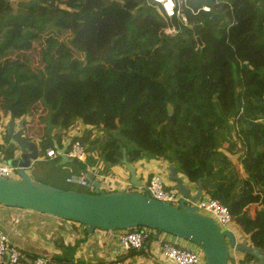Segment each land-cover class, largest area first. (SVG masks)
Instances as JSON below:
<instances>
[{
	"label": "trees",
	"instance_id": "16d2710c",
	"mask_svg": "<svg viewBox=\"0 0 264 264\" xmlns=\"http://www.w3.org/2000/svg\"><path fill=\"white\" fill-rule=\"evenodd\" d=\"M203 6L209 12H203ZM154 8L148 0H0V123L5 116L32 117L41 104L42 111H48L41 118L54 128L67 132L77 120L100 126L101 136L74 137L86 153L97 149L108 167L122 166L124 149L131 164L144 158L161 159L173 164L188 182L201 179L205 195L227 208L231 224L249 234L252 246L264 249V198L263 208L248 226L243 199L250 192L239 187L235 168L220 152L224 143L227 152L249 153L256 166L250 168L260 172L264 181V0H188L181 6L186 25L152 14ZM195 25L199 53L189 28ZM48 26L59 28V33L70 32L69 45L83 54L85 65L65 57L51 59L50 43L41 42L39 34ZM167 26L179 32L169 36L164 33ZM115 36H120L117 42L123 48L131 47L129 53L135 51L132 47L151 42L143 47L148 54L134 60L137 67L126 62L136 79L131 90L136 102L129 111L123 108L124 101L115 105L110 101L111 84L103 79L93 85L72 84L76 74L87 81L97 80L99 72L87 73L105 69L108 62L120 63L117 42L108 59L104 57ZM64 40L56 45L71 57ZM37 45L41 47L40 70L14 56ZM68 91L77 94L74 104ZM233 137L240 141L238 147ZM39 143L42 152L51 146L47 135ZM11 154L0 145L2 162ZM72 161L80 169L94 162L91 157L86 162ZM80 192L91 193L88 189ZM243 260L249 264L251 258L244 255ZM20 264H31V259L27 256Z\"/></svg>",
	"mask_w": 264,
	"mask_h": 264
},
{
	"label": "water",
	"instance_id": "95a60500",
	"mask_svg": "<svg viewBox=\"0 0 264 264\" xmlns=\"http://www.w3.org/2000/svg\"><path fill=\"white\" fill-rule=\"evenodd\" d=\"M197 25L189 26L197 43L196 52H200L201 42L197 36ZM120 36L110 39L104 57L107 60L109 51L114 47ZM199 75L203 77L200 67ZM215 86H217L215 84ZM171 115L172 108L167 106ZM2 145L11 151V157L6 164L15 170V178H0V206L17 208L52 216L64 221L81 224L90 232L125 231L137 227H145L159 233H167L184 239L202 252L205 264H228L229 252L249 256L252 264H264V249L237 242L234 234L228 230L221 231L219 226L209 217L196 212L187 201H196L202 196L201 179L195 182L194 192L176 175L174 165L167 168L166 181L172 184L180 196L177 206L151 198L142 193L141 182L136 176L135 167L129 163L123 154L121 163L127 174L129 185L136 188L132 191L106 192L83 171L91 193L75 190H63L47 184L35 182L30 178V171L38 167V149L36 143L29 140L24 133L23 121H10L4 128ZM70 144L68 139L62 148L55 147L63 165L71 163L66 156Z\"/></svg>",
	"mask_w": 264,
	"mask_h": 264
},
{
	"label": "crops",
	"instance_id": "0c3cea01",
	"mask_svg": "<svg viewBox=\"0 0 264 264\" xmlns=\"http://www.w3.org/2000/svg\"><path fill=\"white\" fill-rule=\"evenodd\" d=\"M53 28L57 27L48 26L43 31ZM43 31L39 32V34L42 35ZM60 31L61 30L58 32ZM25 52L19 53L22 56ZM77 52L83 55L81 52ZM19 59L22 60V58ZM123 108L125 110L127 109L126 106ZM42 110L43 106L40 104L39 109L33 112L32 117H26L24 120L15 119L16 123L23 121L26 137L35 142L38 149V167L29 173L30 178L33 181L38 182L33 179V176L41 174V176L50 175V180L56 182L57 177L54 176V173L56 172L64 173L63 180L65 183V180L69 177L83 178L87 181L83 173V171H87L94 180L99 181L102 189L106 186L109 190L128 191L126 186L129 185V177L125 168L123 166L108 167L101 159L97 149L87 153L86 159L89 155V157L94 159V162L86 163L84 169L75 166L73 161L71 163L65 162L63 165L60 163L61 159L57 154L55 147L62 148L66 141L74 138L73 136L77 133H82L81 135L89 133L94 135V137L101 136L103 131H101L100 126L89 125L82 120H77L75 125L65 132L61 129L52 127L48 121L44 122L41 117L47 116L48 111L46 109L45 111ZM129 110L130 109H127V111ZM9 121V116H5L1 120L0 145H2L3 142L5 143V140L3 139L4 128ZM116 122L117 121H115V123ZM30 126H32L31 129ZM74 127H76V129H74ZM77 129L78 131H76ZM46 135L51 140V146L47 148V150H53L55 152V156L51 158L46 157V152H42L39 147L40 140L44 139ZM58 139H60V144L57 143ZM223 146L224 148H221L220 151L224 149L223 151H226L227 153L225 148L226 145L224 143ZM223 151L221 152L224 154ZM122 152L124 154V149ZM236 152L240 154L242 153L241 150L238 151L237 149L233 154H225V156L228 159H233V156L236 157ZM132 165L135 167L136 176L140 180L141 185H143L149 177L155 174L167 176V168L169 166L168 163L161 159L155 160L149 158L139 160ZM176 175L181 176L183 181L186 182L188 186H191V183L181 174L176 172ZM167 184H169V186L171 185L169 182H167ZM83 187L90 192L92 191V188ZM192 192H194V189H192ZM0 232L7 237L11 244L24 252L29 259H32V257H41L48 260V264H111L112 260L115 258H121L125 264H165L157 254L158 242L165 240L175 242L179 246L193 247V245L186 240L167 233L158 234L156 231L149 230V239L139 251L136 253L129 254L128 252L123 254L120 251L117 239L120 231L104 232L95 230L90 232L87 227L78 223L64 221L32 211L1 206ZM248 244L250 243L248 242ZM236 254V258H239V260L241 259L240 257H243L239 256V253Z\"/></svg>",
	"mask_w": 264,
	"mask_h": 264
},
{
	"label": "built area",
	"instance_id": "2783aa9c",
	"mask_svg": "<svg viewBox=\"0 0 264 264\" xmlns=\"http://www.w3.org/2000/svg\"><path fill=\"white\" fill-rule=\"evenodd\" d=\"M148 1L154 4L155 8L160 12V14H162V17L166 19V21L175 18L182 24H187L186 15L182 12L181 6L188 0ZM201 10L203 12H208L209 8L203 6L201 7ZM191 13L195 14L196 12L191 9ZM178 32L179 31L174 26H167L164 29V33L169 36H174ZM45 156L51 158L55 156V152L53 150H47ZM66 156L72 160L83 162L86 157L85 147L78 140L72 138L70 140L68 150L66 151ZM15 177V170L10 168L6 163L2 162L0 158V178L7 179ZM165 177L166 176L164 175L155 174L151 176L150 179H147L137 190L143 194H148L153 199L177 206L180 196L176 190L167 184ZM65 181L68 184L76 183L79 186L91 188V186H89L87 181L83 178L69 177ZM103 189L105 191H110L106 189V186ZM187 205L194 207L197 213L211 218L219 226L221 231L228 230L233 233L229 212L227 208L217 200L212 199L203 193L198 200L193 202L187 201ZM149 230L140 228L135 230L120 231L117 238L120 251L123 254H126L130 250H139L149 239ZM157 254L161 261L165 264H205L202 252L195 246L183 247L174 242L162 240L161 242H158ZM236 256V252H229L228 262L230 261V264H239L240 260L239 258H236ZM26 258L27 255L15 245L11 244L7 237L0 232V264H20ZM31 264H48V260L41 257H32ZM111 264L125 263L121 258H115L112 260Z\"/></svg>",
	"mask_w": 264,
	"mask_h": 264
},
{
	"label": "rangeland",
	"instance_id": "374dc122",
	"mask_svg": "<svg viewBox=\"0 0 264 264\" xmlns=\"http://www.w3.org/2000/svg\"><path fill=\"white\" fill-rule=\"evenodd\" d=\"M152 14H158L162 17V14H160V12L156 8H154ZM58 31H59V29H57V28L46 29L45 31H43L42 35L40 36L41 42L48 41L50 43L49 54H50L51 59L56 60L57 58L65 57V58H68L69 61L77 60V61L81 62L82 65H85L84 56L81 55L80 53H78L77 51H75L74 48L70 47V45H68L70 43V40H71V34L68 32L59 33ZM59 40L65 41L64 43L67 44L66 47L69 49V51L70 50L72 51L71 57L69 56V53H63L62 50L59 51L58 45H56L57 41H59ZM149 44H151V42H147L143 46L137 45L136 47H132L133 50H135V51L133 53H129L128 50H131V47H128V48L126 47V49H125L121 46L120 42H117L115 44V46L118 48V52L120 54V56H119V59H121L120 63L108 62V64H106V63L104 64L105 69L94 68V70L89 71L87 73L88 75H90V74H94V73L99 72L98 73L99 78L97 80L87 81L86 79L83 78V76L80 73L76 74V76H75L76 78L72 84H74L75 82L76 83L84 82V83H87L89 85H93L95 82H100L103 79V82L107 83L108 86H109V83L111 84V88L109 89V91L112 93V97H109L110 101L113 102L114 105L117 103H120L121 101L122 102L124 101L125 105H123V107L126 106L127 109H132L133 105L136 102V99H135V97H131V95H132L131 90L134 89V84L136 82V79H134V76H132L131 72H128V69L125 67L126 62H132L133 65H136L134 60L137 57L145 56L148 54V52L146 51V48H143V47H145V46L147 47ZM40 49H41L40 45H37L34 49H31V50L25 52L22 56L20 55V53H16L15 55L18 58L26 59L33 69L40 70L43 67V64L40 60V55H39ZM99 65H101V63ZM136 67H137V65H136ZM107 70H109V74L107 73ZM107 76H109L110 80L107 79ZM128 76H132V77L128 78ZM105 79H106V81H105ZM60 90H63V89H59V90L52 89V91L56 92V93H58ZM109 91H107V93L110 95ZM67 94L70 98L73 99V104H74L77 101V94L71 95L69 91ZM85 97L89 98V95H85ZM94 97H95V94H94ZM90 104L93 105L92 102H90ZM262 122H263L262 124H264V121H262ZM74 129H76V127H74ZM251 130H249L247 132L248 136L252 135ZM76 131H78V129ZM77 134L75 135L76 137L81 136L82 133L78 134V136H77ZM75 136H73V137H75ZM233 141H234V146L238 147L240 141H238L237 137L236 138L233 137ZM221 148H224V146ZM225 148H228V145H226ZM223 150L224 149H222L221 151H223ZM223 152H224V155L234 153V152L233 153H230V152L226 153V151H223ZM86 157H87V153H86ZM88 157H89V155H88ZM85 158H84V161L86 160ZM228 160L230 161L231 165L235 168V171L237 174V180H239L241 182L239 187L250 192V195H248L245 199H243V201L246 202V204L244 206L243 213H244V219L246 221V224L248 226H251V225H253V222H254L253 219H254L255 212L257 213L259 210H261L263 208V203L261 202V200L264 198V181L262 178L263 176H261L260 172L256 171L255 169L250 168L251 165L254 167H256V166H255V164H253L252 159L249 156V153L246 156L245 151H242L241 154L236 152V157L233 156V159H228ZM49 176H41V174H37V175L33 176V179L40 182V183L47 184V185H50V186H53L56 188H60V189H71V190H76V191L86 190V188H84L82 186H79V185H76L73 183H71V184L65 183L63 180L64 173H62V172L54 173V176L57 177L56 182L51 181ZM148 179H150V177ZM165 179H166V177H165ZM194 185H195V183H191V186H190L191 189H194V187H195ZM170 187L173 188L172 184L170 185ZM126 188L128 191L136 190V188H134L131 185H127ZM106 189L109 190V188H107V187H106ZM166 189L169 190L168 188H166ZM110 190H112V189H110ZM112 191H114V190H112ZM106 192H110V191H106ZM203 193L204 192L202 191V194ZM141 228H143L145 230H149L148 228H145V227H141ZM231 228L233 229V234H234L235 238H237V242L241 243L242 241H246L247 243L248 242L250 243L249 234H244L234 224H231ZM188 243H190V242H188ZM191 245H193V244H191ZM183 247H187V246H183ZM135 251H137V250H135ZM238 255L242 256L241 254H238ZM240 258H241L240 259V262H241V260H243V257H240ZM229 262H228V264H229ZM245 262L246 261H244V260L242 261L243 264H245Z\"/></svg>",
	"mask_w": 264,
	"mask_h": 264
},
{
	"label": "clouds",
	"instance_id": "9594fccd",
	"mask_svg": "<svg viewBox=\"0 0 264 264\" xmlns=\"http://www.w3.org/2000/svg\"><path fill=\"white\" fill-rule=\"evenodd\" d=\"M236 240H237V238H236ZM250 264H252L251 261H250Z\"/></svg>",
	"mask_w": 264,
	"mask_h": 264
},
{
	"label": "flooded vegetation",
	"instance_id": "af4514ba",
	"mask_svg": "<svg viewBox=\"0 0 264 264\" xmlns=\"http://www.w3.org/2000/svg\"><path fill=\"white\" fill-rule=\"evenodd\" d=\"M251 245V244H250ZM242 255V254H241ZM244 257V255H242Z\"/></svg>",
	"mask_w": 264,
	"mask_h": 264
}]
</instances>
